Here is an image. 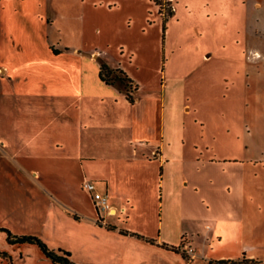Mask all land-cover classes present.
Returning <instances> with one entry per match:
<instances>
[{
  "label": "crops",
  "instance_id": "1",
  "mask_svg": "<svg viewBox=\"0 0 264 264\" xmlns=\"http://www.w3.org/2000/svg\"><path fill=\"white\" fill-rule=\"evenodd\" d=\"M218 2L230 8L235 32L232 51L241 49L247 85L262 82L264 86V0ZM81 3L0 0V149L13 161L17 160L13 152L23 149L36 161L26 172L39 183L51 205L43 214L41 238L57 252L69 250L71 259L80 264H144V259L146 264H208L242 255L264 264V195L257 201L255 190L257 178L264 182V118L260 122L256 116L255 122L260 123L254 127L216 132V140L234 152L219 160L236 167L231 182L235 203L232 212L226 209L224 213L222 194L204 188V182H213L212 178L197 176L201 168L193 160L196 157L172 155L169 144L162 142V130L134 144L130 141L133 133L129 142L121 136L128 123L122 103H130L131 124L143 105L134 93L138 84L129 100L125 87L100 78L104 63L133 79L121 64H110L100 58L98 50L84 48ZM73 6L76 23L71 34ZM241 8L239 25L235 12ZM49 27L57 31L56 39L49 37ZM209 54L203 52V56ZM250 97L259 99V94L253 93L248 102ZM84 179L93 180L98 190L106 192L117 212L118 206L130 216L140 200L155 194L158 207L177 209L181 219L178 225L161 221L157 232L133 228L128 219L107 214L110 225L100 224L97 216L102 213L93 207L89 190L88 194L79 186L71 187L72 203L62 192L64 183L78 180L79 184ZM219 184L215 183L216 189ZM201 212H210V217H201ZM255 214L262 217L260 235L250 225ZM223 215L231 217L229 225L223 224ZM226 226L232 233L229 238H224ZM182 236L194 246L195 256L185 257L170 247ZM0 251L7 254L0 255V264H55L35 243L9 242Z\"/></svg>",
  "mask_w": 264,
  "mask_h": 264
},
{
  "label": "rangeland",
  "instance_id": "2",
  "mask_svg": "<svg viewBox=\"0 0 264 264\" xmlns=\"http://www.w3.org/2000/svg\"><path fill=\"white\" fill-rule=\"evenodd\" d=\"M218 1L221 0H83L78 21L84 48L98 50L100 58L110 64H121L133 79L130 81L118 69H113L109 78L130 92L134 91L136 82L138 84L134 93L143 105L131 124L130 103L125 106L122 103L128 123L121 130V136L129 142L133 133L130 141L134 144L162 130V142L169 144L167 148L172 155L198 157L193 158L199 161L201 168L197 176L207 181L212 178L213 182H204V188L208 193L217 190L222 194L226 213V209L232 212L235 203L231 182L236 167L230 161L219 160L218 157L234 152L231 146L216 140V132L259 125L264 118V86L262 82L247 85L241 49L232 51L235 32L230 8ZM72 15L74 6L70 10L71 34L76 23ZM235 15L241 25L242 8L236 10ZM48 32L50 38L58 37L53 27H49ZM206 51L210 54L203 56ZM253 93L259 94V99L250 97L248 102ZM256 116L260 122H255ZM13 154L16 161L0 149V227H7L13 234L34 233L44 239L43 214L51 205L39 183L26 172L35 167L36 161L29 159L23 149ZM127 155L132 156L129 145ZM84 180L79 184L78 180L63 184L62 192L68 194L69 203H72L70 190L75 186L88 192L83 186ZM216 182L220 183L217 189ZM255 190L257 201L263 200V180L257 178ZM108 202L112 204L109 198ZM117 208L116 214L109 215L111 218L128 219L131 227L147 232H157L161 221L178 225L181 219L177 209L158 207L155 194L140 200L139 207L130 216ZM209 214L201 212L200 216L210 217ZM261 218L255 214L250 223L255 235L263 233ZM108 221L105 226L110 225ZM230 221V216L223 215L224 225H229ZM226 228L224 238H229L232 233L228 226ZM5 233L0 229V247L9 245Z\"/></svg>",
  "mask_w": 264,
  "mask_h": 264
},
{
  "label": "trees",
  "instance_id": "3",
  "mask_svg": "<svg viewBox=\"0 0 264 264\" xmlns=\"http://www.w3.org/2000/svg\"><path fill=\"white\" fill-rule=\"evenodd\" d=\"M112 71L106 64L101 63L99 69V76L105 82L113 81L109 78L110 72ZM130 81L132 80L129 76L124 74ZM136 88V85L134 86ZM125 94L129 100H132L131 92L125 88ZM0 229L6 231L7 240L10 243H22V242H30L37 244L43 253L51 259V261L55 264H80L70 257V251L67 249L62 250V252H57L51 247L47 245V243L40 238L36 234H13L7 227L1 226ZM134 234L139 235L137 232H133ZM172 249L178 250L176 246H170ZM179 251V250H178ZM185 257H188L185 253L182 252ZM0 255L7 256L4 251H0ZM258 262L257 259L247 257L242 255L237 258H218L209 260L208 264H256ZM11 264V263H10Z\"/></svg>",
  "mask_w": 264,
  "mask_h": 264
},
{
  "label": "built area",
  "instance_id": "4",
  "mask_svg": "<svg viewBox=\"0 0 264 264\" xmlns=\"http://www.w3.org/2000/svg\"><path fill=\"white\" fill-rule=\"evenodd\" d=\"M170 1V0H167ZM83 186L88 189L92 194L93 203L97 209L98 212H103L102 214H99L97 217V221L100 224L106 225L107 215H113L116 214V209L109 204L108 202V194L106 192H101L100 190H97L95 187V183L92 180L85 179L83 182ZM105 213V214H104ZM178 250L184 252L187 256L193 257L195 256V248L194 246L184 237L182 236L180 242L175 245Z\"/></svg>",
  "mask_w": 264,
  "mask_h": 264
}]
</instances>
